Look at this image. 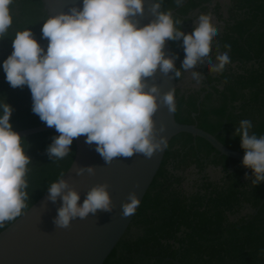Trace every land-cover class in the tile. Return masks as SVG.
I'll use <instances>...</instances> for the list:
<instances>
[{"label": "trees", "instance_id": "obj_1", "mask_svg": "<svg viewBox=\"0 0 264 264\" xmlns=\"http://www.w3.org/2000/svg\"><path fill=\"white\" fill-rule=\"evenodd\" d=\"M160 13H172L175 27L191 33L201 14L223 22L211 51L199 67V88L176 89V121L195 125L215 136L231 150L245 154L236 130L249 120V136H264V0H231L223 20L217 0H156ZM12 24L0 37V116L4 105L12 109L9 123L21 132L46 125L32 111L33 99L27 85L13 88L6 80L3 62L13 51L17 32L30 30L47 48L42 27L49 18L43 0H12ZM179 21V23H175ZM179 85L186 70L183 38L170 40ZM226 45L228 47H226ZM227 52L230 62L220 73L205 62L218 64L216 57ZM60 135L56 130L21 138L30 158L27 207L0 233L36 204L52 183L62 179L76 156V140L68 154L50 156L48 149ZM219 169L213 181L206 174ZM196 176L194 181L190 177ZM242 162L220 154L206 140L181 133L169 143L162 165L124 237L104 264H264V186ZM190 181L189 188L185 183ZM249 209L254 210L252 213ZM169 260L166 262V260Z\"/></svg>", "mask_w": 264, "mask_h": 264}, {"label": "clouds", "instance_id": "obj_2", "mask_svg": "<svg viewBox=\"0 0 264 264\" xmlns=\"http://www.w3.org/2000/svg\"><path fill=\"white\" fill-rule=\"evenodd\" d=\"M179 2V0H178ZM0 0V37L12 24L9 5ZM160 4L152 7L157 14ZM143 0H83L82 8L48 18L42 27L45 50L30 30L17 32L13 51L3 62L6 80L13 88L27 85L33 99L32 111L49 127L60 133L49 147L50 156L65 157L74 138L86 136V143L96 144V151L110 163L115 157L142 153L151 158L166 146L163 138L155 141L153 115L157 111L159 89L146 83L157 69L167 74L175 69L174 59L165 58L166 40L183 38L184 70L203 63L211 51L217 29L210 17L201 14L194 30L185 34L175 27L171 13H158L157 19L138 26L132 17L143 15ZM179 23V21H175ZM226 47H228L226 45ZM210 68L220 73L230 62L227 52L216 57ZM181 72L175 70V78ZM192 76L199 80L200 74ZM149 88L148 91H145ZM175 89L166 93L164 102L175 111ZM12 109L4 105L0 116V227L22 214L27 207V165L21 137L12 130ZM252 124L242 120L236 130L245 150L243 166L251 168L255 181H264V136H249ZM163 131V126L160 129ZM93 173L94 169H86ZM85 169L78 170V174ZM108 185L93 187L82 205L79 194L69 189L63 179L51 184L49 199L62 196L63 205L54 223L68 228L75 217L85 218L97 210L111 211ZM65 189H69L66 193ZM63 193V195H62ZM123 205V215H132L139 205L135 193Z\"/></svg>", "mask_w": 264, "mask_h": 264}, {"label": "water", "instance_id": "obj_3", "mask_svg": "<svg viewBox=\"0 0 264 264\" xmlns=\"http://www.w3.org/2000/svg\"><path fill=\"white\" fill-rule=\"evenodd\" d=\"M49 18L60 13H68L72 7L82 8L83 0H43ZM156 0H143V15L132 17L138 26L147 25L157 19L152 7ZM175 12L171 13V16ZM165 58H172L170 40H166ZM149 86L158 87L157 111L153 115L155 141L163 138L166 146L154 151L151 158L142 153L131 157H115L108 163L96 151V144L86 143V136L76 140V156L68 172L62 177L69 189L79 194L78 204L82 205L89 191L98 185H108L111 211L97 210L87 217H75L68 228L58 227L54 221L63 205L62 196L53 202L49 191L27 212L0 233V264H104L121 239L126 234L136 216L150 186L152 185L165 156L170 141L181 133L191 134L210 143L220 154L229 159L242 162L243 153L234 151L222 144L212 134L195 125H184L176 121L175 72L165 74L157 69L152 77L145 78ZM146 88L145 91H148ZM175 89V111H171L163 97ZM163 126V131L161 127ZM56 130L43 125L33 129L16 132L21 138ZM93 168V173L86 169ZM85 169L78 174L79 169ZM264 186V181H263ZM69 189H65L66 193ZM135 193L140 201L136 211L123 215V205L129 203V195ZM63 195V193H62ZM252 213L254 210L249 209ZM169 261L168 259L166 262ZM175 264H180L174 261Z\"/></svg>", "mask_w": 264, "mask_h": 264}, {"label": "rangeland", "instance_id": "obj_4", "mask_svg": "<svg viewBox=\"0 0 264 264\" xmlns=\"http://www.w3.org/2000/svg\"><path fill=\"white\" fill-rule=\"evenodd\" d=\"M229 1L230 0H219V3L225 9L226 6L228 5V2ZM198 23H199V19L195 20L194 25L197 26ZM216 26H218L219 27V30H221L220 28H222L223 24L222 23L221 24L216 23ZM199 65H200V62H198L197 65L190 70V72H189L188 76L185 78V80L178 85L181 89L199 88L200 87L201 80L200 79L197 80V79H195L192 76V73L194 72L195 69H197L199 67ZM204 65H205V67H209V68H211L212 66H214L211 62H205ZM207 175L213 181H218L222 177L221 171L219 169H213V168L208 169ZM196 179H197L196 176L190 177V180L191 181H194ZM190 185H191V182L190 181H188V182L185 183V187L186 188H189Z\"/></svg>", "mask_w": 264, "mask_h": 264}, {"label": "flooded vegetation", "instance_id": "obj_5", "mask_svg": "<svg viewBox=\"0 0 264 264\" xmlns=\"http://www.w3.org/2000/svg\"><path fill=\"white\" fill-rule=\"evenodd\" d=\"M217 2L219 3V0H217ZM230 2H231V0L228 2V5L226 6L225 9H224V7L219 3V4L221 5L220 13H221V15H222V19H223V20H225V19L228 18V10H229V8H230ZM211 19H212V25H214V26H216V23H218V24H221V23H222V24L224 25L223 22H219V21H217V19H216V17H215L214 15L211 17ZM196 20H197V19H196ZM194 23H195V21H194ZM220 29H221V28H220ZM190 70H191V69L186 70V72H185V76H184L182 82H183V81L185 80V78L188 76ZM207 171H208V170H207ZM207 171H206V174H207Z\"/></svg>", "mask_w": 264, "mask_h": 264}]
</instances>
